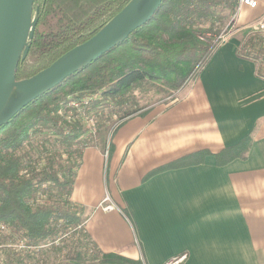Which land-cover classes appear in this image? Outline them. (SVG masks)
I'll return each mask as SVG.
<instances>
[{
  "label": "trees",
  "instance_id": "trees-1",
  "mask_svg": "<svg viewBox=\"0 0 264 264\" xmlns=\"http://www.w3.org/2000/svg\"><path fill=\"white\" fill-rule=\"evenodd\" d=\"M130 0H36L38 24L18 81L29 79L93 37ZM238 0H163L154 16L97 61L66 79L0 128V264H143L120 253H101L85 231L87 217L70 200L82 152L102 154L107 138L127 120L172 101L193 83L228 34ZM252 54L240 56L264 64V48L245 41ZM264 79V66L257 69ZM137 93V95H136ZM159 95L157 103L139 101ZM93 123L92 131L83 121ZM250 135L214 156L216 166L244 161ZM62 152L67 155L62 163ZM112 143L109 147V157ZM208 151L186 155L149 173L204 163ZM108 157V159H109ZM77 163H73V160ZM108 162V161H107ZM132 222L128 212H124ZM133 224V222H132ZM23 242L25 250L14 246ZM68 242V243H67ZM72 251L61 261L63 247Z\"/></svg>",
  "mask_w": 264,
  "mask_h": 264
},
{
  "label": "crops",
  "instance_id": "crops-1",
  "mask_svg": "<svg viewBox=\"0 0 264 264\" xmlns=\"http://www.w3.org/2000/svg\"><path fill=\"white\" fill-rule=\"evenodd\" d=\"M255 1V9L239 11L240 32L264 15V0ZM230 36L174 100L116 130L106 164L99 150L82 152L70 200L83 208L85 231L101 253L143 264L182 255V264H264V79L240 56L243 37ZM248 135L246 160L216 166V154ZM204 150L203 164L145 180ZM105 199L103 206L123 214L100 208Z\"/></svg>",
  "mask_w": 264,
  "mask_h": 264
},
{
  "label": "water",
  "instance_id": "water-1",
  "mask_svg": "<svg viewBox=\"0 0 264 264\" xmlns=\"http://www.w3.org/2000/svg\"><path fill=\"white\" fill-rule=\"evenodd\" d=\"M36 0H0V128L27 106L75 73L97 61L147 23L163 0H130L93 37L45 70L18 81L16 72L28 55L38 24Z\"/></svg>",
  "mask_w": 264,
  "mask_h": 264
},
{
  "label": "built area",
  "instance_id": "built-area-1",
  "mask_svg": "<svg viewBox=\"0 0 264 264\" xmlns=\"http://www.w3.org/2000/svg\"><path fill=\"white\" fill-rule=\"evenodd\" d=\"M242 7H246L248 9H255L257 7V2L255 0H238V6H237V9H236V12L233 16V18L231 19L232 23L228 24L226 26V29L228 28L229 25H231L230 29H229V32L228 34H224V35H221L218 39H219V45H221L223 42H225V40L227 39V37L233 32V27H234V24H235V21H236V18L239 14V11ZM242 31L245 32L244 34V38L243 40L240 42L239 46H238V51L241 53V54H244V55H250L252 54V49H248L244 46V50H245V53H242V47L245 43V41L247 39H252L259 47L261 46L262 48H264V15H262L261 17H259L258 19L250 22V23H247L245 26H243V28L241 29ZM246 35V36H245ZM263 64V63H262ZM258 64H256V67L258 69ZM264 64L261 66V68H263ZM83 125L85 126L86 129L92 131V128H93V123L92 121H83ZM115 131V128H113L107 138V141H106V147H105V150L103 152V157H104V162L105 164L107 163L108 161V157H109V147H110V144H111V140H112V134L113 132ZM93 132V131H92ZM109 202V199H105L103 201V203L100 205V208H102L104 211L106 212H110V211H115V210H118L115 206L113 205H107V206H103V204ZM119 211V210H118ZM123 214L122 211H119ZM0 232L2 234H4L5 236L6 235H9V231H8V228L5 226V225H0ZM22 244V245H19V246H15L14 248L17 249L18 252H22L25 250V247H24V243L21 241V242H18L16 245L18 244ZM186 260V256L185 255H182L180 257H175V258H172L170 259L168 262H166L165 264H182L184 261Z\"/></svg>",
  "mask_w": 264,
  "mask_h": 264
},
{
  "label": "rangeland",
  "instance_id": "rangeland-1",
  "mask_svg": "<svg viewBox=\"0 0 264 264\" xmlns=\"http://www.w3.org/2000/svg\"><path fill=\"white\" fill-rule=\"evenodd\" d=\"M245 34V32L244 31H239L238 30V26L235 28V26L233 27V32L230 34L231 36L229 37V39L230 38H232V37H243L244 38V35ZM246 36V35H245ZM228 38V37H227ZM244 45H245V43H244ZM244 45H243V47H242V53H245V50H244ZM263 64L262 63H260L259 65H258V70H259V68L262 66ZM136 95H137V93H136ZM161 97L159 96V95H155V96H153V95H151V96H149V97H147V98H145L144 100H142V101H139V105L141 106V107H145V106H148V105H153L154 103H157L158 102V100L160 99ZM62 154V163L66 160V158H67V155L66 154H64V152H62L61 153ZM73 163L75 164V163H77V161H75V159L73 160ZM20 242V241H19ZM68 243V242H67ZM19 245H22L21 243L20 244H18V245H15V246H19ZM14 246V247H15ZM68 251H72V248H71V245H68L67 244V246H65V247H63V252H62V254L60 255V256H58V259H57V261H59V262H61L66 256H67V252ZM1 258V257H0ZM0 261H2V259H0Z\"/></svg>",
  "mask_w": 264,
  "mask_h": 264
}]
</instances>
